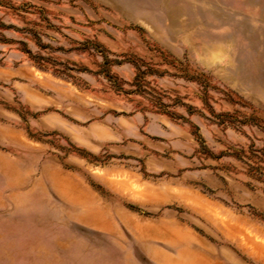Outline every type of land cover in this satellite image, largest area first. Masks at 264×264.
<instances>
[{
	"label": "rangeland",
	"instance_id": "374dc122",
	"mask_svg": "<svg viewBox=\"0 0 264 264\" xmlns=\"http://www.w3.org/2000/svg\"><path fill=\"white\" fill-rule=\"evenodd\" d=\"M0 22V264H264V0H0Z\"/></svg>",
	"mask_w": 264,
	"mask_h": 264
},
{
	"label": "trees",
	"instance_id": "16d2710c",
	"mask_svg": "<svg viewBox=\"0 0 264 264\" xmlns=\"http://www.w3.org/2000/svg\"><path fill=\"white\" fill-rule=\"evenodd\" d=\"M5 27L6 26L2 22H0V28H5ZM21 45L23 47L22 48L23 51L29 55V57L37 64V66H39L41 68H50L56 74H60V75H64V76L73 78V76H71L68 72V71L72 70V68H66V67L60 68L59 66L56 65L55 62H50L49 58L43 57L40 55H36V54H32L31 51L28 48H26L24 43H21ZM97 47H99V44L95 43L94 48L96 49ZM102 58H103V62L101 64V70H99V73H104V75L107 77V79L112 82V85L117 90H120L121 86L116 85V82L114 80H112V75L109 73L108 66L110 64V60L107 58V56L105 54H102ZM47 65H49V66H47ZM133 65L136 68V74H135V77L131 83V86H134L135 90H141V88L143 87V83H144L143 82V76L147 72L144 70H141L140 64L133 62ZM76 70L77 71H86L85 68H76ZM163 111L165 112L166 110H163ZM172 114L173 113H171V115Z\"/></svg>",
	"mask_w": 264,
	"mask_h": 264
}]
</instances>
